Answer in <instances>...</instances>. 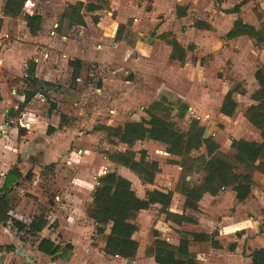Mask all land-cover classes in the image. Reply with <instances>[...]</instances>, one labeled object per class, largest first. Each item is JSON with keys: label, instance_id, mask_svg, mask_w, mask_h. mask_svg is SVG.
Here are the masks:
<instances>
[{"label": "rangeland", "instance_id": "rangeland-1", "mask_svg": "<svg viewBox=\"0 0 264 264\" xmlns=\"http://www.w3.org/2000/svg\"><path fill=\"white\" fill-rule=\"evenodd\" d=\"M69 1L38 0L39 3H37V8L42 9L48 17V20H45V17L42 21L47 24L40 28V34L46 37L45 44H41V57L44 61H52V69L56 72L51 76L53 83L41 86L43 94L37 96L33 105L36 109L38 108L39 112L44 109L45 114L50 112L58 117L57 126L59 129L57 130H60V134L57 135L56 141L61 142L65 138L70 140V144L68 141H64V155L58 157L51 168L41 165V182L38 185L44 189V193L48 194L51 190L48 182L52 181L51 176L54 177L55 172L61 173L63 177L73 176L79 170L90 173L92 176L101 175L103 172H115L131 182L132 189L140 198H143L148 190L170 192L172 200L169 210L174 213L183 212L184 197L181 193V184L189 176L188 182L198 183L200 181L199 174L186 171L187 161L169 155L162 143L151 140L137 142L132 150L136 153L145 150L147 159L156 161L159 166V173L155 176L153 184L142 185L132 172L130 173L126 168L111 163L107 159L108 153L124 151L127 147L123 144H110L105 133L96 132L93 128L100 125L118 127L126 122L149 120L148 104L163 93L168 95L171 102H175L177 98L191 97L193 99V97H201L203 94L201 99L204 98L205 101L199 102L196 108L188 109L185 119L178 120L173 113L172 121L175 122L179 130L186 131L191 119H197L200 125L206 129V135L212 137L222 151L227 150L232 139L260 140L259 131L252 127L243 115L244 108H247V105L251 103L247 94L236 96L238 108L231 118L220 117L217 105L219 103L217 96L223 85L231 87L240 82L238 84L244 86L248 94L255 89L254 83L248 80L251 76L249 65L257 66L259 59L252 51H249L247 55H241L238 61H246V63H244L242 71L239 69L241 73L239 76L248 77L242 81L234 80V78L240 77L235 75V70H233V62L236 60L237 54H240V50L235 52V47L225 50L228 46L224 43L220 45L218 57L206 54L202 58V69L187 66L186 69H180L182 67L177 65L163 67L155 61V63L150 62L144 66L139 59V56L145 53L140 50L143 45L138 44V48H136L135 44L138 41L143 44L153 43L156 28L148 27V24L145 23L147 26L144 29H138L134 27L133 21L127 29L128 32L125 33L121 30L117 37L114 35L116 22H125L130 16L136 18V0H113V2L115 1L114 7L110 6L108 0ZM87 3L100 4L102 9L98 12L88 13L84 10V4ZM216 3L213 1L212 5L214 6ZM123 8H128L129 13H122L121 9ZM95 14L102 18L97 24L91 21ZM81 17L87 22L83 27L77 24ZM20 19H23L22 15H20ZM51 32H54L55 35ZM120 39L121 41H119ZM48 40H50L49 43ZM242 47H244V43L241 42L236 48ZM51 52L53 53L51 54ZM189 52H193L192 48ZM44 54H47V57H44ZM199 56L201 55L199 54ZM154 58L156 57L153 56ZM197 58L199 57H196V60ZM71 59L81 60L80 74L77 80L71 77L73 68L69 67L67 63ZM209 61L212 64H209ZM205 75L214 76L222 81L207 83L202 80ZM223 82L225 84H222ZM13 85L18 84L9 83L10 87ZM195 101L197 102L198 98ZM60 115L63 116L62 122ZM63 133L66 135H61ZM53 135L52 132L50 136ZM44 139H48V135L41 131V140ZM202 153H204V149L193 152L190 156L195 158ZM137 158H139V154H137ZM253 180L255 185L252 194L241 204L235 201L234 194L230 189L219 192L223 195L218 202L210 199L202 200L201 210L195 214L198 219L197 225L188 223L175 225L167 221L165 215L160 212L159 205L141 211L134 222L138 227V231L134 235L138 249L133 260H123L116 256L102 254L99 246L104 244V237L98 236L94 226L88 223L86 226L88 238L83 241L88 247H91L90 249H93V254L86 262L85 258H81V264H96V262L100 264H155L148 252L155 235L176 245L182 232H211L214 229L218 230V232L214 231L217 234L215 238L221 247L214 249L210 243L191 242L189 249L196 253L197 261L203 264H247L246 258L252 250V247L247 244L252 232L255 234L257 231L264 233L261 227L259 229L257 223L259 217L264 213V179L259 177ZM52 183L54 184L53 181ZM96 186L94 185V188ZM30 199L33 198L30 197ZM43 208L40 205L36 208L38 214L45 210ZM186 212L191 214L189 211ZM221 225L223 227L222 234L219 232ZM106 233H108V229ZM64 243V240L61 241L60 246H64ZM2 250L4 247L0 246V251ZM9 253L8 264L23 262L22 258L12 252ZM56 258L58 257L56 256ZM53 261L54 259L45 262L41 260L43 264H51Z\"/></svg>", "mask_w": 264, "mask_h": 264}, {"label": "crops", "instance_id": "crops-1", "mask_svg": "<svg viewBox=\"0 0 264 264\" xmlns=\"http://www.w3.org/2000/svg\"><path fill=\"white\" fill-rule=\"evenodd\" d=\"M108 1L110 6L114 7L115 1ZM136 1V18L130 16L125 22H116L114 35H116L120 25L124 26L122 32H128L129 30L127 29H129L133 21L135 23L134 27H137L138 29H144V27L147 26L145 23L148 24V27L151 26L152 28H156L153 43L147 42L143 44L138 41L135 44L136 48H138V44H141V46L143 45L140 50H143L145 53L142 54V56H139L142 65L145 66L147 63L150 64V62H159L163 67H166L167 65H177L182 67L180 69H186V66L202 69V58L206 54H213L215 57H218L220 52L219 49L221 48L220 45L224 43L228 46L225 50L228 48L234 49V47L235 52L240 50V54H237V58L233 62L235 75L240 77L239 75H241V73L239 69L241 71L243 70V65L246 61L239 62L238 60L241 58V55H247L249 51H252L256 55L257 59H259V64L257 66L253 67L252 64L249 65V68L251 69V76L248 80H251L254 83L255 89L248 94L246 88L242 86L245 93L234 94L233 97L235 102L238 104L236 96L240 97L247 94L251 101L247 107L252 104L259 105V103L251 100V95L258 88L254 73L258 67L264 68V43H257L254 39L248 36H239L230 40L225 39V36L233 28V25L237 20H241L243 24L249 25L255 30L264 28V0H213L217 2L214 6L212 5L213 1L211 0ZM243 1H245V3L240 6L239 12H233L232 9L236 5L241 4ZM37 3H39L38 0H27L20 14L23 19H20V15L18 17L4 16L3 1L0 0V187H2L5 175L8 171L13 167H16L22 176L18 181V185L13 187V193L19 198V202L13 205L9 215L12 219L26 225L32 222L35 218L41 216V218L45 221V226L40 231L33 232L28 228L18 231L17 228L12 225L11 221H8L6 225H0V246L4 247V250L0 251V264H8L10 259L9 252H12L14 255L22 258L23 262L20 264H29L25 261V258L21 256L20 252L27 255L33 261V264H43L41 260L43 262L52 260V257L44 255L37 250V245L42 239L50 240L59 246L60 242L64 240L65 243L64 246H60L61 249L65 248L66 245H70L72 247V249H67V253L63 258L64 260L58 257L59 254H62L61 250L57 255L58 258H54V261L51 262V264H81V258H85L86 262L89 256L93 254V249H90L91 247H88L86 242L83 241L88 238L86 226L88 223L93 225L92 220L86 216V204L91 201V193L94 189V185H97V178L107 172H103L98 176H92L90 173L79 170L73 176L64 174L66 177L61 176V173L59 172H55V176H51L54 184L52 181L48 182V186L51 189L48 194L44 193V189H41L38 185V183L41 182V165H47V167L51 168L53 164L56 163L58 157L64 155V141H68V144H70V140L65 138V140L63 139L61 142L58 140L56 141L59 136L58 134H60V130H57L59 129L57 126L59 120L58 117L50 112L45 114L44 109L42 112H39L38 108L36 109L34 107V100L37 96H41L39 92H37L31 101L26 105H21L24 101L23 92L27 90V86L25 84V70L30 61H33L36 64L35 78L39 81L53 83L51 81V76L52 73L56 72L52 69V61H44L41 57V44H45L46 37H43L40 34V29L37 33L31 34L27 29L24 20V16L26 14H37L42 17V21L45 17V20H48L44 11L37 8ZM89 4L97 5L99 9L95 11H87L86 6ZM101 9L100 4L97 3L84 4V10L88 13L98 12ZM128 10V8H123L121 9V12L129 13ZM178 13L180 16H178ZM108 15H111V13H108ZM95 18H97V22H94ZM82 19L84 24L80 25L81 27L87 23L84 21V18ZM99 20L101 21L102 18L97 16V14H95L91 19L94 24L99 23ZM41 24V26H45L47 23L45 22ZM164 33H170L179 45L185 49L186 60L183 65H180V63L176 60H170L171 47L160 38V35ZM51 34L55 35L54 32H51ZM121 39L119 41H121ZM49 41L50 40H48V43ZM241 42L244 43V47L236 48ZM191 48L193 50L192 53L189 52ZM52 53L53 52H51V54ZM199 54L201 56H199ZM43 56L47 57V54H44ZM153 56L156 58L153 59ZM196 57L199 58L196 60ZM72 60L74 59L68 60V62ZM79 61L81 62V60ZM210 63L211 61H209V64ZM246 77L247 76H241L240 78H234V80L242 81L246 79ZM77 79L78 78H76V80ZM202 80L207 83L211 81L212 83L214 81L219 83L222 81V79H217L214 76L211 77L210 75H205ZM9 83L18 84L19 86L13 85L10 87ZM222 84L225 83L223 82ZM233 86L234 85L231 87H224V85L221 86V92L217 96L219 99V103L217 105L220 117H223L220 114L223 97ZM18 89H20V91H18ZM163 96L168 99V95L163 93L159 98L151 100L150 103ZM201 97H203V94H201ZM201 97H193V99H191V97H183L177 99H180L182 102L187 104L188 109L191 110L193 107H198L199 102L205 101V99H201ZM197 98L198 101L196 102L195 99ZM245 110L246 108H244V111ZM62 117L63 116L60 115V121H62ZM49 126L56 129L53 131L54 135H48V139L41 140V131L46 133ZM61 135H66V133ZM259 135L260 140H247L243 138L238 139L261 142L262 139L260 131ZM229 145L230 142L226 151H222L221 149L220 151L227 152ZM192 174H199L201 181L202 176L200 173ZM189 177H186L187 181L189 180ZM259 177L264 179V175L262 174L255 173L253 175V179ZM200 181L197 184H199ZM224 190L225 189H222L221 191L224 192ZM87 195L89 197H84ZM222 195L223 193L216 196L205 194L199 202V212L201 210L200 203H202V200L210 199L218 202ZM28 196L33 199H30ZM234 199L238 204L246 201L238 202L235 198V194ZM39 205L41 208L44 207L43 209H45L41 211V214H38L39 212L36 211V208H38ZM251 220L254 219L251 218ZM262 222L263 214L259 217V221H257L259 229L260 227L262 229ZM222 228L223 227L221 225L219 230L221 234ZM214 231L218 232V230L214 229L211 232L206 231L204 233L211 234ZM215 237H217V234ZM247 245L252 247V250L248 253L246 258L247 264H250V254L257 249H264V233H259L257 231L255 234L252 232ZM7 246H12L14 249L7 250ZM99 248L101 249L102 254H104V244L99 246ZM96 264L100 263L96 262Z\"/></svg>", "mask_w": 264, "mask_h": 264}, {"label": "trees", "instance_id": "trees-1", "mask_svg": "<svg viewBox=\"0 0 264 264\" xmlns=\"http://www.w3.org/2000/svg\"><path fill=\"white\" fill-rule=\"evenodd\" d=\"M2 1L3 15L18 17L27 0ZM244 3L245 1L236 5L232 11L239 12L240 6ZM97 9H99L97 5L89 4L86 6L87 11ZM178 16H180L179 13ZM24 20L31 34L38 32L42 23L41 16L26 14ZM94 22H97V18L94 19ZM77 24H84L82 17L77 21ZM123 29L124 26L122 25L118 27L116 37ZM239 36H248L257 43H264V28L255 30L253 27L243 24L241 20H237L225 39L230 40ZM160 38L171 47L170 60H176L180 65H183L186 60L185 49L170 33H164L160 35ZM68 65L73 68L72 78H78L81 62L72 60L68 62ZM35 67L36 64L33 61L27 64L25 70L27 90L23 92L22 106L30 102L37 92L43 94L42 85L50 84L35 78ZM254 77L258 88L252 93L251 100L259 103V105L248 106L243 115L253 127L261 132V142L232 139L228 151L222 152L213 138L206 135V129L200 125L197 119H191L186 131L179 130L175 122L172 121V115L175 113L178 120L185 119L188 106L180 99L171 102L164 96L148 105L149 120L141 119L140 121L126 122L118 127L100 125L93 128L96 132L105 133L110 144H123L127 147L124 151L108 153L107 159L109 162L131 171L139 178L142 185H152L155 176L159 173L158 163L148 160L145 150H140L137 153L132 150L137 142L146 140L164 144L165 151L169 155L187 161L185 165L187 172L200 173L202 176L199 184L188 181L181 184V193L184 197L181 214L169 210L172 200L170 192L148 190L144 197L140 198L132 189L131 182L125 177L115 172H107L99 176L97 186L91 193V201L86 204V216L92 220L95 233L104 237L103 253L105 255L117 256L123 260L135 258L138 243L134 235L138 231V227L134 222L141 211L148 210L151 206L159 205L160 212L165 215V219L175 225L183 223L195 225L197 224L195 214L199 213V202L205 194L216 196L222 189H230L234 192L238 202H243L249 198L255 185L253 175L255 173L264 175V68L258 67ZM244 93V88L238 83L230 88L221 103V116L233 117L237 108L233 96ZM54 130L49 126L47 135H50ZM201 148L204 149L203 154L195 158L190 156ZM137 154H139V158L136 159ZM21 177V173L16 167H13L5 175L4 183L0 187V225H6L8 221H11L18 231L28 228L30 231L37 232L45 226V221L41 216L26 225L12 219L9 215L13 205L19 202V198L13 193V187L18 185ZM107 229L108 233H106ZM262 229L264 232V213ZM180 234V239L176 245L155 235L154 241L148 249L155 264H200L197 261L196 253L189 249L191 242L210 243L212 248H220L219 242L215 239L216 232L211 234L182 232ZM6 249L13 250L14 248L7 246ZM67 249H71V246L66 245L65 248L61 249L59 245L47 239H42L37 245L39 252L52 257V259L61 250L62 254H59L58 257L64 258ZM250 258V264H264V249L260 248L253 251Z\"/></svg>", "mask_w": 264, "mask_h": 264}, {"label": "water", "instance_id": "water-1", "mask_svg": "<svg viewBox=\"0 0 264 264\" xmlns=\"http://www.w3.org/2000/svg\"><path fill=\"white\" fill-rule=\"evenodd\" d=\"M21 256L25 258V261L28 262L29 264H33V261L24 253L20 252Z\"/></svg>", "mask_w": 264, "mask_h": 264}]
</instances>
